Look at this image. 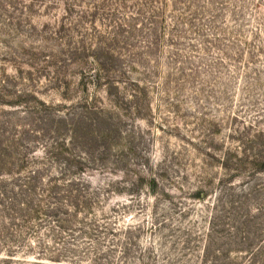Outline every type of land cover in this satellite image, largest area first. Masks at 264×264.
Segmentation results:
<instances>
[{
  "label": "rangeland",
  "instance_id": "1",
  "mask_svg": "<svg viewBox=\"0 0 264 264\" xmlns=\"http://www.w3.org/2000/svg\"><path fill=\"white\" fill-rule=\"evenodd\" d=\"M0 264H264V0H0Z\"/></svg>",
  "mask_w": 264,
  "mask_h": 264
},
{
  "label": "trees",
  "instance_id": "2",
  "mask_svg": "<svg viewBox=\"0 0 264 264\" xmlns=\"http://www.w3.org/2000/svg\"><path fill=\"white\" fill-rule=\"evenodd\" d=\"M25 206H26V204H24V203L21 204V207H25ZM19 208H20V207H19ZM76 210H77V209H76ZM76 210H75V211H76ZM75 211H74V212H75ZM26 212H27L28 214H30V213H38V211H36L35 209L33 210V209H31V208H28V210H27V208H26V209L23 210L21 213L24 214V213H26ZM78 214H80V212H78ZM24 216H25V218L28 217V216H26V215H24ZM25 218H24V219H25ZM216 221H217V217L211 219V223L213 222V223L215 224ZM213 223H212V228L209 230V233H211V232H215V230H214L215 225H213Z\"/></svg>",
  "mask_w": 264,
  "mask_h": 264
}]
</instances>
